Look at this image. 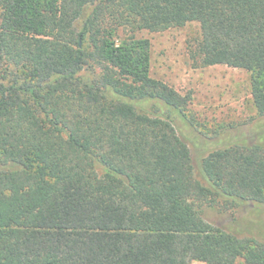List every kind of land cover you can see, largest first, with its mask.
I'll list each match as a JSON object with an SVG mask.
<instances>
[{
    "label": "trees",
    "instance_id": "trees-1",
    "mask_svg": "<svg viewBox=\"0 0 264 264\" xmlns=\"http://www.w3.org/2000/svg\"><path fill=\"white\" fill-rule=\"evenodd\" d=\"M193 21L195 61L248 71L264 118V0H0V264H264L203 217L264 205V139L210 147L197 178L189 97L135 36Z\"/></svg>",
    "mask_w": 264,
    "mask_h": 264
},
{
    "label": "rangeland",
    "instance_id": "rangeland-1",
    "mask_svg": "<svg viewBox=\"0 0 264 264\" xmlns=\"http://www.w3.org/2000/svg\"><path fill=\"white\" fill-rule=\"evenodd\" d=\"M135 36L150 42V75L189 97L188 116L193 125L186 121L184 124L177 121L176 125L189 147L197 178L200 160L210 147L234 138L264 139V118L256 116L248 71L223 64L202 66L193 58V49L200 38L197 22L163 31L142 29ZM203 217L239 237L264 241V205L204 207ZM235 264L246 263L238 260Z\"/></svg>",
    "mask_w": 264,
    "mask_h": 264
}]
</instances>
